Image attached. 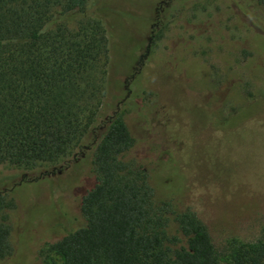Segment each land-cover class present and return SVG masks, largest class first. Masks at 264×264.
Listing matches in <instances>:
<instances>
[{"label":"trees","instance_id":"trees-1","mask_svg":"<svg viewBox=\"0 0 264 264\" xmlns=\"http://www.w3.org/2000/svg\"><path fill=\"white\" fill-rule=\"evenodd\" d=\"M178 1L0 0V261L54 252L50 264H223L196 212L158 194L157 184L171 191L178 176L123 159L134 139L121 109L135 100L141 72L132 88L115 79L109 100V70L148 50ZM130 16L149 26H132ZM85 172L93 183L76 193ZM24 185L45 186L48 199L31 204L14 249L6 213ZM70 207L81 224L53 237ZM225 264H264V224Z\"/></svg>","mask_w":264,"mask_h":264},{"label":"rangeland","instance_id":"rangeland-1","mask_svg":"<svg viewBox=\"0 0 264 264\" xmlns=\"http://www.w3.org/2000/svg\"><path fill=\"white\" fill-rule=\"evenodd\" d=\"M240 1L249 13L235 0H179L148 50L145 43L140 55L121 56L118 72L113 66L108 72L110 101L119 93L115 79L132 88V75L141 72L135 100L121 109L134 139L123 159L158 178L178 176L171 191L157 184L158 194L172 192L178 207L196 212L223 264L236 246L256 243L264 224V4ZM92 183L85 172L75 192ZM13 195L16 207L6 214L18 249L31 204L48 193L24 185ZM59 216L53 237L82 222L77 207ZM53 260L54 252L36 253L25 264ZM0 264L18 263L9 257Z\"/></svg>","mask_w":264,"mask_h":264}]
</instances>
